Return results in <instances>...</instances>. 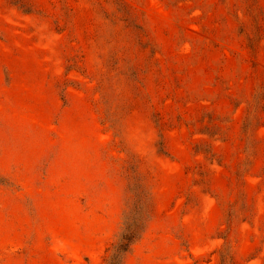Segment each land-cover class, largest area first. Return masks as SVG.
<instances>
[{
  "label": "rangeland",
  "instance_id": "374dc122",
  "mask_svg": "<svg viewBox=\"0 0 264 264\" xmlns=\"http://www.w3.org/2000/svg\"><path fill=\"white\" fill-rule=\"evenodd\" d=\"M264 264V0H0V264Z\"/></svg>",
  "mask_w": 264,
  "mask_h": 264
},
{
  "label": "trees",
  "instance_id": "16d2710c",
  "mask_svg": "<svg viewBox=\"0 0 264 264\" xmlns=\"http://www.w3.org/2000/svg\"><path fill=\"white\" fill-rule=\"evenodd\" d=\"M147 196L137 198L132 209L127 213L123 229L117 239L107 249L108 255L104 264H121L124 255L143 233L150 216L151 207Z\"/></svg>",
  "mask_w": 264,
  "mask_h": 264
}]
</instances>
